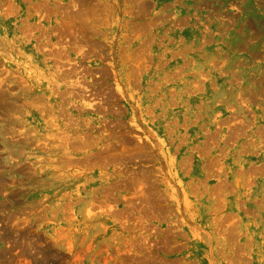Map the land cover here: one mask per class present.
I'll return each mask as SVG.
<instances>
[{
	"label": "rangeland",
	"instance_id": "rangeland-1",
	"mask_svg": "<svg viewBox=\"0 0 264 264\" xmlns=\"http://www.w3.org/2000/svg\"><path fill=\"white\" fill-rule=\"evenodd\" d=\"M0 264H264V0H0Z\"/></svg>",
	"mask_w": 264,
	"mask_h": 264
}]
</instances>
